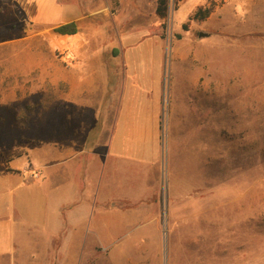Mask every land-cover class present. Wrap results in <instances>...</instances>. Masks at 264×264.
Returning <instances> with one entry per match:
<instances>
[{
  "label": "rangeland",
  "instance_id": "rangeland-1",
  "mask_svg": "<svg viewBox=\"0 0 264 264\" xmlns=\"http://www.w3.org/2000/svg\"><path fill=\"white\" fill-rule=\"evenodd\" d=\"M152 1L110 0L95 13L84 1L78 11L87 15L72 35L20 18L0 25V168L46 122L57 133L64 72L105 69L108 131L125 82L129 106L145 89L159 114L156 162L112 160L114 191L129 197L123 209L157 217L130 220L110 239L128 248L125 263L264 264V16L235 8L239 0H208L214 12L200 22L188 19L199 0H167L161 19ZM91 136L80 144L81 162ZM95 161L104 185L111 159ZM148 173L152 196L133 202Z\"/></svg>",
  "mask_w": 264,
  "mask_h": 264
},
{
  "label": "crops",
  "instance_id": "crops-1",
  "mask_svg": "<svg viewBox=\"0 0 264 264\" xmlns=\"http://www.w3.org/2000/svg\"><path fill=\"white\" fill-rule=\"evenodd\" d=\"M84 1L92 4L91 13L110 6V0H101L99 5V0H0V25L20 18L47 30L77 22L87 15L78 11ZM207 1H196L189 17ZM152 4L155 9L156 0ZM234 5L264 16V0H239ZM145 58L148 56L138 57ZM99 71L93 68L86 75L64 72L67 87L60 93L57 133L50 134L46 122L42 135L27 140L24 150L0 168V264H98V254L109 264H126L121 256L128 255V248L114 247L110 239L130 220L157 221L156 216L123 209L121 202L129 197L116 195L111 179L112 160L120 166L127 158L156 162L157 105L148 101L143 89L137 103L129 106L134 92L125 82L113 128L108 131L113 92L109 73L102 69L98 76ZM139 78L144 82L150 77L140 73ZM89 136L92 145L81 162L80 144ZM97 159H111L104 185L100 177L105 174L97 173L95 167ZM144 179L142 195L133 202L152 196V177L148 173ZM144 238L145 233L139 239Z\"/></svg>",
  "mask_w": 264,
  "mask_h": 264
},
{
  "label": "trees",
  "instance_id": "trees-1",
  "mask_svg": "<svg viewBox=\"0 0 264 264\" xmlns=\"http://www.w3.org/2000/svg\"><path fill=\"white\" fill-rule=\"evenodd\" d=\"M179 1L181 0H175V2H179ZM167 8H168L167 0H156L155 13L159 16V18L164 19L166 17ZM210 12H211V9L209 6H200L188 19L189 20L191 19L204 20L206 17H208ZM181 28L183 30H187L188 29L187 22L183 23ZM53 29L56 33H59V34L72 35L78 32V24L76 21H70V22L55 26ZM177 35L179 36V34Z\"/></svg>",
  "mask_w": 264,
  "mask_h": 264
},
{
  "label": "water",
  "instance_id": "water-1",
  "mask_svg": "<svg viewBox=\"0 0 264 264\" xmlns=\"http://www.w3.org/2000/svg\"><path fill=\"white\" fill-rule=\"evenodd\" d=\"M198 36H199V37H204V36H207V33H206V32H203V31H200V32L198 33Z\"/></svg>",
  "mask_w": 264,
  "mask_h": 264
}]
</instances>
